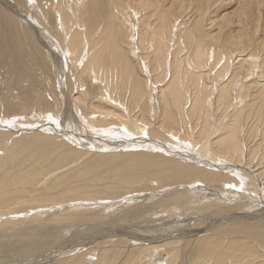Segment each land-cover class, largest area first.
<instances>
[{
  "label": "bare ground",
  "instance_id": "bare-ground-1",
  "mask_svg": "<svg viewBox=\"0 0 264 264\" xmlns=\"http://www.w3.org/2000/svg\"><path fill=\"white\" fill-rule=\"evenodd\" d=\"M15 1L0 0V3L3 4L4 8L14 11L17 15H22L19 9H22L20 7H26L24 4H27V0ZM75 1L78 7L77 10L74 9L78 16L76 19H79V22L76 24L79 25L85 22L84 24H87V26L90 25L89 28L91 27L90 30H92L96 19L98 20L96 16H98L102 8L106 6L103 5L105 4V0ZM258 1L259 2H257V0L248 1V3L250 2L248 7L244 5L243 12L239 14L238 19L240 24L238 28H240V30L241 26L243 27V25H245L246 27V25H248L249 13L247 14V11L253 10L254 12L256 5L258 8L261 6L260 3L262 0ZM180 2H182V0H174V2H172V0H124L125 6H123L125 9H130V14H142L143 11L151 12L153 9H156L155 13L159 14V22L155 21L159 23V28H157L159 29L157 30L159 33L170 24H168V14H170L169 12H171L172 7H176L177 10L175 12H180L184 9L190 10L191 7L182 6L183 3ZM188 2H190V0ZM243 2H245V0ZM251 2L254 4L253 7L255 6L254 9ZM13 3L15 5L17 3L19 9L16 8ZM35 3L40 13L42 12V14L45 15L46 24L47 22L50 23L52 21L53 23L54 21V25L51 26L52 33L54 34L53 37H55V35L58 36V38L59 35L60 38L64 35L63 39L67 37L66 40L60 39V42H63L61 43L62 47L65 48L64 54L68 55V57L71 55V58L73 56L75 59L76 56H78L76 60L77 63L79 62V66H76L78 68V72H76L78 73L79 79L76 80L77 89H75L77 94L67 96L66 105L67 107L69 106V108L65 109L66 112L64 111V115L60 117L62 120L60 124L56 122L61 127L55 128L54 135L49 133L50 128L48 132L43 131V129L45 130L47 127L42 128L43 124L40 119H38L40 123L38 121L29 120L28 116L34 111L30 109L28 100L21 95L15 84V82L18 81L15 77L24 75L23 68L20 67L24 61V49L22 46L25 43H29V41H23L24 44L21 45V39H24L26 36L19 32V30L12 31L10 27H2L0 29V54H2L3 51H8V53L13 55V59L11 58L7 61L11 72V78L6 80L8 91L6 90L7 93L5 94L0 93V108H3V111H5V117H0V264H236L237 262L239 264H241V262L244 264H264V192H262V190L260 191V198L257 197L258 202L255 207L249 203V205H245L244 202L241 201L245 200L251 203L252 200H254L253 197H256L255 194L257 195L258 193L257 189H259V187L261 189L262 186L264 189V167L260 170L261 161H257L258 163L260 162V167L255 166L256 164L258 165V163L252 162L254 158L252 159L251 156L249 157L247 155L250 158L247 157L248 161L250 160L249 162H246L247 160L242 158L245 154V150L243 149V145H245L244 139L246 138L247 140V137L245 134L246 132L242 135L239 124H237L238 115L241 113L240 111L243 105L242 102H244L242 98L245 90L248 91L255 86L254 92L252 91L253 89L251 90L252 93L257 94L256 96H259V98L261 97V100L263 99L262 101H264V74L261 75L259 72V76L256 78L257 81H254L255 78L253 80V77L257 76L255 73L256 69L260 70V67L264 64L260 63L264 61L263 57H260V55L258 56L256 52L254 53L256 55L252 53L253 50L256 51L255 49H260L264 54V37L262 36L263 39L261 35L256 37V35L260 33L259 25L253 22L255 26H253L254 29L252 32L248 31L247 28H243L241 30L242 32H238L239 34L235 33V37L233 36L234 33L231 34L234 38L224 36L222 40L217 41L221 43L226 51L229 52L232 50L230 53H234L232 54L235 56L233 61H235L237 69L241 71L242 67L244 68L247 66L249 68H247L249 70V73L247 72L249 75L246 76L245 80L243 79L246 85H243V80L240 81V79L235 76L237 75L235 73L226 80L224 79L226 76H220L221 71L224 72L226 68L234 70L232 68L234 64L232 65L230 63L232 57L230 58L229 55L231 54L228 55V58L231 60L227 59V61H224L225 63L220 69L217 67L221 65L220 61L217 62L219 57L216 58V63H214V65L212 63L213 68L209 66L208 70L207 66L210 64L208 60L204 63L203 59V63H201V58L204 57V54H207L205 49V42L209 44L207 37H212L209 35L207 36V34L205 35L204 32L205 29L202 19L205 18L204 13H206V10H204V13L200 12V17L203 14V18L196 16L199 20H196V23L192 21V24L195 23V26L193 25L194 28H192L193 26L191 27L193 33H195V42H193L195 45L192 49L193 55L189 54L192 58L186 56L188 57L186 61L189 65H195L199 71H201L203 67L209 71L208 74H206L207 79L204 82L207 83L215 79H222L220 83H217L220 84V86L216 89V94L214 93L215 90L212 91V89L216 88L214 85H207L208 87L206 85L203 86V91L207 90V94L208 90L210 91V97H205L207 98V104L204 111L202 113L200 112V114L198 113V115L195 114L196 116H193L192 121L188 119V121H191V126H194V119L198 120L195 121V127L197 126V129L193 128L194 131H192V129H184V127H181L182 124L185 125L186 123L183 119L186 115L189 116L188 112H193L192 114L195 113L194 108L196 106L195 100L197 97L192 95L190 98L184 93V86L186 84L183 85V81L189 76L186 72L184 73V71L182 72L183 76H177L176 62H173L171 67L169 66L172 68L171 71L169 68L167 69V59L171 53H167L168 48L166 47L167 50H165V53H167V56L164 59L163 51L165 48L163 44H160L157 40L159 36L157 37V35L153 33V29L150 28V36L146 34L149 37H141L142 35L139 34L141 29L139 30L137 28V30H135L136 25L132 21L127 22V19L126 28L128 32L126 29L124 31L128 33V36L124 38H127L128 50L119 46L120 43L118 44L120 38L118 34L119 31H117L119 28L115 27L117 24L114 26L111 25L110 27L113 36L110 35L109 39H107L108 42L105 41L107 45H104L102 48L98 46L100 49L94 50L93 45L90 44V40H88V42L85 41V37L88 35L87 32L83 34L79 32V28V30L77 29L78 31L72 29V23L74 21L72 22L69 14H66L65 11L63 14V6L60 0H34V4ZM124 8L122 9L124 10ZM38 9L35 8L37 11ZM196 9L197 7H195V10ZM0 10L2 14L8 12L5 9L0 8ZM197 10L199 11V8ZM257 10L258 9L255 11ZM201 11H203V9ZM60 12L62 16H59V26L65 30V33H62L63 35L59 33L60 28L57 31L58 21L56 22V20L58 18L57 14ZM253 12L250 14L251 17H254L252 16L254 14H258L257 12ZM37 13L40 14L39 12ZM95 14L98 15L94 16ZM101 14L103 13L101 12ZM123 17L124 16H122V18ZM222 17L223 16H221V18ZM236 17H238V15ZM244 17L248 19L244 20ZM13 19L12 16L11 22L15 20ZM219 19L217 21H219ZM31 21H33V19L29 20L30 25L35 28L36 33L42 36L41 41L45 44L44 41L46 40L41 31L43 29L41 28L42 26H37L34 21ZM215 21H210V23ZM22 22L24 23V21ZM244 22L245 24H243ZM118 24H120V22ZM3 26H8V20H3ZM251 26L252 25H250V27ZM98 27L100 28V25ZM209 27L213 28L214 25ZM110 28L108 29L110 30ZM106 29L103 31H107ZM166 32L163 33L167 34ZM172 32L174 33L176 31L173 30ZM235 32L237 31L235 30ZM122 33L124 34L125 32ZM160 34L161 33H159V35ZM94 35H92V37ZM105 36L107 37L106 34ZM120 36L123 37L124 35ZM90 37L91 36H89V38ZM96 37L97 36H95V38ZM86 39H88V37ZM214 39H211L212 43L216 41H214ZM121 40L123 39L121 38ZM155 40L159 42L157 45L154 44ZM145 41H148V44L153 48L154 58H156L155 62L151 59L150 63L148 61L150 58L147 56L146 52L140 51V48L141 50L144 49L142 46ZM32 42L33 41L29 44H32ZM48 44L49 42L47 39V45ZM206 47L208 50V46ZM32 52L33 49L31 50V53ZM41 57L38 58L40 59ZM209 58L210 56L207 59ZM224 58L225 57H223V59ZM259 58L263 59L260 60ZM99 61H110L111 64L113 63L115 66L113 65L114 68L112 67V69L113 71L116 70V72H113V75H117L119 77L117 78L118 80L121 75H124L123 81L126 82V80H128L130 85L129 95L128 93H122L123 95L118 93V95L115 91L111 90V87L106 89L109 84L106 82L107 79L99 81V70L95 72L98 65L100 66ZM135 62H138V65H136ZM53 63L55 64V62ZM221 63H223V61H221ZM230 64L232 67H229ZM24 69L26 70V67ZM217 69L218 71H216ZM106 70L107 73L111 71L110 68ZM212 71L216 72L213 73ZM25 73L24 77L27 79L29 72L27 74V71H25ZM83 77H86L89 81L95 80L96 82L92 81L93 84L96 85L89 83L90 86L92 85V91H89V93L84 92L86 88L83 90V86L86 83ZM108 82H110V79ZM117 83L115 86H117ZM124 84L126 83H122L121 85L124 86ZM210 84L212 85V82H210ZM252 84L254 85L251 86ZM111 86L113 87L112 84ZM14 89L17 90L16 93H14ZM227 89L231 92L230 96L232 98L229 103H232L230 108L234 109V115L231 116L230 119L227 118L226 123L223 122L224 119L222 118H220V120L222 119V124L221 121H217V123L216 121L213 122L214 127L217 125L216 129H213V132L208 134L207 132L212 127V125H210L212 123L210 116H208L209 110L212 105L214 107L213 109L216 110V114H218L217 111L222 110L224 107L222 101L227 97L225 95ZM125 91L127 92V90ZM246 91V94L249 93ZM86 94H88L89 98L92 97L91 102L87 104H85L87 101H84ZM249 95L250 94H248V96ZM16 99L19 103L15 101ZM83 104L85 105L82 106ZM129 104H131L132 107L134 106L133 109ZM197 106H199V104H197ZM145 107L149 108V112L156 109L154 120L148 125L143 123L145 122L144 120H140V117L143 116H141L142 108ZM80 108H82V111H80ZM45 112L48 113V111ZM221 112L223 113L225 111ZM40 113H42V111H38L37 114ZM242 113H244V111ZM64 116L66 117L64 118ZM11 118H17L19 121L15 123L11 122ZM20 118L25 121L21 122L22 119ZM48 118L49 121L51 120L53 123H55L56 120L59 121V117L57 119L54 117L56 119L55 121L52 120L54 119L53 117ZM114 125L119 127L116 134H114L115 130L110 132L106 130ZM185 127L187 126L185 125ZM197 131L199 132V136L195 134ZM73 144L74 146H72ZM261 145L264 146V141ZM248 150L249 147L246 151ZM254 151L255 149L252 152ZM262 162H264V160ZM251 163L254 164V168ZM249 165H251V167H249ZM238 173L243 177L250 176L254 182L252 184L249 180H243L244 178L241 179V184L240 181H236L240 184L238 186H242L246 189H240L239 191L237 190V192L232 191L230 193L225 188L235 183L234 177L236 176L234 174L237 175ZM227 189H229V187H227ZM233 189L235 188L233 187ZM27 190L31 192V195L28 194L24 196ZM219 193H221V195ZM222 195L228 202L218 204L220 202L216 199ZM125 197L126 199L127 197L131 198L125 200L124 205V203L120 202ZM254 201H256V199ZM92 204L96 206L102 204L105 210H111L113 214L115 213L114 216L111 215V217L101 220L100 222L103 226L108 227L109 225L111 231L117 230L116 227H118V230L120 228L123 229V227L131 229V227L136 225L137 227H147L146 229L148 230H146L145 234H143L144 232L141 233L138 231L137 233L131 234L132 238L149 242H160L161 240L165 242L155 245H145L141 241L135 243L128 241L129 239L126 240V242L122 241L117 243H114L113 240V242L110 240L107 241V239L102 240V238L91 241L96 234L94 230L97 229L93 228L88 232L92 233V235L91 238H86L88 239L86 243L82 242L83 239L81 242L75 241L77 243L70 241L67 247L65 246V248L62 247L60 249L61 246L66 245V243L61 242L58 244L59 246L55 248L53 246V248L47 251H42L46 249L48 245L46 243L50 241L49 239L47 240V237L59 235V232H61L63 228V224L75 225L77 223L80 225L82 222H90V218L88 219V216L85 215L86 213L79 209L82 207H90ZM126 205L136 206L135 208L132 206V208L128 209ZM124 207L128 210L121 211ZM112 210L117 211L113 212ZM46 211H49V213H45ZM233 212L234 214H232ZM228 214L232 215L227 216ZM98 217L100 218L99 215ZM238 220L245 222L239 224L237 223ZM224 223L225 225L226 223H232V226L229 224V226H222ZM213 227L215 228L211 231ZM76 228H78V226ZM82 228H84V226ZM134 228L133 230L136 229ZM77 230L78 229H76V232ZM85 232H87V230H85ZM67 233L68 232H66V234ZM81 233L83 234L84 231H80L79 237H81ZM111 233H113V231ZM172 235H180L181 237L191 236L195 238L185 239V241L180 240L181 238H179L178 241L176 239L170 240ZM33 236L35 237L31 239ZM73 236L75 235L73 234ZM106 236H108V234ZM66 237L64 236L63 239ZM55 239L59 240L57 238ZM29 240L31 241V245H26ZM88 243H92L93 245ZM17 244H22L19 245L18 248L23 251L18 252L17 248L16 250L13 249ZM83 247L87 249L83 251ZM80 251L83 252L79 253ZM261 252L263 253L258 255ZM18 253L21 256L18 255ZM254 254L255 256L253 257ZM87 255L88 257L95 256V258H92L94 260H89L86 257Z\"/></svg>",
  "mask_w": 264,
  "mask_h": 264
},
{
  "label": "rangeland",
  "instance_id": "rangeland-1",
  "mask_svg": "<svg viewBox=\"0 0 264 264\" xmlns=\"http://www.w3.org/2000/svg\"><path fill=\"white\" fill-rule=\"evenodd\" d=\"M13 1H15V0H13ZM28 1V2H27ZM26 1V3L27 4H24V5H26V7H20V8H22V9H19L18 8V4L16 3V5L14 4V6L16 7V8H18L19 10H20V12H22V15H24V16H22L21 14H19V15H17L14 11H11V10H9V9H7V8H4L3 7V4H1L0 3V8L1 9H5L6 11H8V12H6L5 14H2V13H0V29L2 28V27H7V28H11L12 29V31L13 30H19V32H21L22 34H24L26 37V39L24 38V39H21V45L22 44H24V42H28L29 41V43H31V41H33L32 42V44H29V43H25L22 47H23V52H24V56H23V64L25 63V64H27V65H25L24 64V66H23V64H22V62H21V64L22 65H20V67L21 68H23V71H24V75H21V76H16L15 78L16 79H18V81H16L15 82V84H16V87H17V90L21 93V95H23L27 100H28V104H29V107H30V109H33V111L34 112H32L28 117H29V120H32V121H38L39 123H40V120H41V123L43 124V126H42V128L43 127H47L45 130L43 129V131L44 132H48L49 130V133L50 134H55V128L57 129V128H60L61 126L59 125L60 124V122L62 121L61 120V116L62 115H64L63 113H65L66 112V110L65 109H67V108H69V106L67 107V96H69V95H76L77 94V91L75 92V89H77V84H76V80L77 79H79V77H78V71H77V67L79 66V62L77 63V60L76 59H78V56H76V59L75 58H73V56H72V58H71V55L68 57V55H66V54H64L65 53V48L64 47H62V44L61 43H63V42H60V39H63L64 37V35L62 34L63 32L65 33V30H63L62 28H61V26H59V21H60V18H59V16H62V13L60 12V13H58L57 14V17L59 18H57V20H56V22L58 21V28H57V31H58V29L60 28V34L61 35H63L61 38H60V35H59V38H58V36H56L55 35V37H53L54 36V34L52 33V30H51V26H53L54 25V21H53V23H52V21L50 22V23H48L47 22V24H46V20H45V15L44 14H42V12L40 13V11H39V9H38V6H36V3L34 4V0H27ZM61 1V5L63 6V14H64V11H65V13L66 14H69V16H70V18H71V20H72V22L74 23H72V29H75V30H77L78 28L80 29H78L79 30V32L80 33H86L87 32V34L88 35H86V37H85V41H87L88 42V40H90V44L91 45H93V49L94 50H99L100 48H102V47H104V45H107V42H108V40L107 39H109V36L111 35V36H113V34L111 33V25H116L115 27L117 28H119V30H117V31H119L118 32V34H119V38H120V41L118 42V44H119V46H122L124 49H126V50H128V43H127V38L125 39L124 37H127L128 36V31H127V26H126V21H127V19H128V21L127 22H130V21H132L135 25H136V27H135V30H137V28L141 31V33H140V31H139V34H141L142 36L141 37H143V36H145V37H147L150 33H151V29H153L152 31H153V33L154 34H156L157 35V40L160 42V44L162 43L163 44V47L165 48L164 49V51H163V56H164V59L166 58V54L167 53H171L170 55H169V58L167 59V69L169 68V70L171 71L172 70V68H170L171 66H172V64H173V62H176V64H177V70H176V73H177V76H183V71H184V73L186 72V74H188V78L187 79H185V81H183V85H185L184 86V89L186 90H184V93H186V95L188 96V97H190L191 98V96L192 95H194V96H196L197 98H196V100H195V103H196V106H195V108H194V114H192L191 112H188V115L189 116H185L184 117V119H183V121H185L186 123H185V125L187 126V127H185V125H181V127H184V129H186V128H188V129H192V131H194V129H197L196 127H195V125H196V122L195 121H198V120H196V119H194V123H193V125L194 126H191V121L193 120V116H196V115H198V113L200 114V112L202 113L203 111H204V108H206V99L207 98H205L206 96L207 97H210V91L208 90V94H207V90H204L203 91V86H213L214 85V87H216L215 89H212V91L213 90H215V94L217 93L216 91V89L217 88H219V86H220V84H217V83H220V81H222V79H215L214 81H208L207 83L206 82H204L206 79H207V75L206 74H208V72L209 71H207L208 70V67L210 66V67H212V63H213V65H214V63H216V58H218L217 59V62L218 61H220V64L221 65H218L217 67H218V69H220V67L221 66H223L224 65V61H227V59L229 60L231 57V61H230V63L233 65V67H232V65L230 64V66L229 67H232L234 70H231V68H230V70H229V68H226L227 69V71H226V69H224V72L223 71H221V74H220V76H226L224 79L226 80L227 78H230V76L233 74V73H235V74H237V75H235L236 77H238V79H240V81L241 80H245V78H246V76L247 75H249L248 73H249V68L247 67V66H245L244 68L242 67V69H241V71H240V69H237V66L235 65V61H233L235 58V56L234 55H232V54H234L233 52L232 53H230L231 51H226L224 48H223V46L221 45V43H218L217 41H220V40H222L223 38H224V36H230V37H232V38H234L236 35H235V33H237V34H239L240 33V31L243 29V28H247L248 29V31H253V29H254V27L253 26H255V22H256V24L257 25H259V32L260 33H258L257 35H256V37L257 36H259V35H261V37L263 36L264 37V0H262V2L260 3V7L258 8V6L256 5V2H255V5H256V8H255V10L256 9H258L257 11H255L254 10V12H253V10L252 11H250V10H248L247 11V14L249 13V15H248V18H246V17H244V20H249V21H247L248 22V25H246V27H245V25H243V27L241 26V30H240V28H238L239 26L238 25H240L239 24V14H241L242 12H243V8H244V5H246L247 7H248V5L250 4V2L248 3V1H256V0H245V2H243L244 0H190V2H188L189 0H182V2H180V3H183L182 4V6H185V7H188V8H193V9H191L190 8V10L188 9H184L183 11H180L179 10V8H178V10L180 11V12H175L177 9H176V7H172V9H171V12H169L170 14H168V19H169V22H168V24L170 23L171 24V27H170V24L169 25H167L166 26V28H164V30L163 31H161V32H159V33H161L160 35H159V33L157 32V30H159V29H157V28H159V20H158V18H159V14H156L155 12H156V9H153L151 12L150 11H143L142 12V14H130L129 13V11H130V9H125L124 8V6H125V4H124V0H105V4H103V5H106V6H104L103 8H102V10L100 11V13H99V15L101 14V12L103 13V14H101L100 16L98 15V14H95L94 16H96V15H98V16H96L97 18H98V20L96 19V22H95V24L93 25V28H92V30H90L91 29V27L89 28V26H87V24H84L83 22L81 23V24H76L77 22H79V19L77 20L76 18L78 17L77 16V13H76V11L74 10V9H76L77 10V5L75 4L76 3V1L75 0H67V2H66V0H60ZM64 1V2H63ZM69 1V2H68ZM104 1V0H103ZM181 1V0H180ZM197 4H195L194 2ZM198 1H201V2H198ZM241 1V2H240ZM261 1V0H260ZM16 2V1H15ZM172 2H174V0H172ZM186 2V3H185ZM192 2H193V4H192ZM257 2H259L258 0H257ZM64 3V4H63ZM74 3V4H73ZM104 3V2H103ZM201 3H204V4H201ZM243 3V4H242ZM246 3H248V4H246ZM252 3V2H251ZM262 3H263V5H262ZM31 4H32V6H31ZM35 6H34V5ZM188 4V5H187ZM240 4V5H239ZM117 5V6H116ZM124 5V6H123ZM191 5H193V6H191ZM243 5V6H242ZM253 3H252V7H253ZM258 5H259V3H258ZM201 8H200V7ZM245 6V7H246ZM113 7V8H112ZM195 7H197V9L199 8V11L196 9L195 10ZM247 7H246V10H247ZM255 7V6H254ZM254 7H253V9H254ZM35 8L36 9H38V11L37 10H35ZM105 8V9H104ZM122 8H124V10L122 9ZM71 9H73V10H71ZM203 9V11H201ZM66 10H69V11H66ZM204 10H206V13H204L205 11ZM36 13H35V12ZM126 11V12H125ZM0 12H2L1 10H0ZM37 12H39L40 14H38ZM125 12V13H124ZM134 12V11H133ZM194 12H196V13H198V14H196V13H194ZM203 12L204 13V17L205 18H203L202 16H203V14L201 15V17L203 18L202 19V21H203V27H204V32H205V35L207 34V36L209 35V36H212V37H207V41L209 42V44H207V42H205V49H206V53L207 54H209V55H207V54H204V57L203 58H201L202 60H200L201 61V63H203V59H204V63H206L207 62V60H208V63H210L208 66H207V70L203 67H201L200 69H201V71H199L198 70V68L195 66V65H189L188 64V62L186 61L187 59H188V57L190 56V58H192V56L191 55H193V52H192V49H193V47H194V45H195V43H193V42H195V40H194V35H195V33H193V30L191 29V27L194 25L195 26V23L199 20V18L197 19V17H200V14ZM251 12H253V13H258V14H254V15H252V16H254V17H251L250 16V14H252ZM12 13V14H11ZM15 13V14H14ZM72 13H74V14H72ZM113 15H112V14ZM116 13V14H115ZM183 13V14H182ZM189 13V14H188ZM42 14V15H41ZM156 14V15H155ZM234 14H235V16H234ZM116 15H118V16H116ZM135 15V16H134ZM238 15V17H236ZM12 16H13V18L15 19H13L14 21H12L11 22V20H12ZM26 16V17H25ZM43 16V17H42ZM106 16V17H105ZM122 16H124L123 18H122ZM133 16V17H132ZM155 16V17H154ZM157 16V17H156ZM183 16V17H182ZM197 16V17H196ZM221 16H223L222 18H221ZM225 16V17H224ZM250 16V17H249ZM20 17V18H19ZM105 17V18H104ZM112 17V18H111ZM200 17V18H201ZM114 18V19H113ZM120 18H122V19H120ZM130 18V19H129ZM141 18V19H140ZM220 18V19H219ZM251 18V19H250ZM260 18V19H259ZM24 19V20H23ZM33 19V21L35 22V25H37V26H42L41 28H43L41 31H42V34H43V36L45 37V40L46 41H44L45 42V44L41 41V39H42V36L41 35H39L38 33H36V30H35V28H33L31 25H30V22H29V20H32ZM38 19V20H37ZM118 20V22H117V20ZM120 19V20H119ZM147 19V20H146ZM183 19H185V20H183ZM206 19V20H205ZM219 19V21H217ZM243 19V18H242ZM256 19H257V21H256ZM3 20H8V26H3ZM110 20V21H109ZM114 22H113V21ZM158 21V22H156V21ZM197 20V21H196ZM201 20V19H200ZM216 20V21H215ZM223 20V21H222ZM252 20V21H251ZM255 20V21H254ZM22 21H24V23L22 22ZM33 21H31V22H33ZM37 21V22H36ZM124 21H125V23H124ZM143 21V22H142ZM185 21H186V23H185ZM192 21L193 22H195V23H193L192 24ZM206 23H205V22ZM210 21H215V22H211L210 23ZM228 21H229V23H228ZM260 21V22H259ZM11 22V23H10ZM21 22V23H20ZM43 22V23H42ZM116 22V23H115ZM120 22V24H118ZM123 22V23H122ZM172 22V23H171ZM247 22H246V24H247ZM252 22V23H251ZM254 22V23H253ZM94 23V22H93ZM97 23V24H96ZM111 23V24H110ZM115 23V24H114ZM151 23V24H150ZM156 23H158V24H156ZM178 23V24H177ZM210 24V25H208V24ZM125 26H124V25ZM207 26H206V25ZM243 24H245V22L243 23ZM252 25L251 27H250V25ZM50 25V26H49ZM97 27H96V26ZM100 25V28L98 27ZM123 25V26H122ZM211 25H214V27L213 28H210L209 26H211ZM77 26H79V27H77ZM95 26V27H94ZM104 26V27H103ZM106 26V27H105ZM121 26V27H120ZM156 26V27H155ZM194 26L192 27V28H194ZM247 26H249V27H247ZM46 27H49V28H46ZM74 27V28H73ZM183 27V28H182ZM202 27V28H203ZM228 27V28H227ZM229 27H231V28H229ZM261 27V28H260ZM95 28V29H94ZM107 28V29H106ZM108 28H110V30L108 29ZM145 28V29H144ZM148 28V29H147ZM151 28V29H150ZM170 28V29H169ZM180 30H178V29ZM40 29V28H39ZM89 29V30H88ZM99 29H100V31H99ZM107 30V31H103V30ZM121 29V30H120ZM126 29V31H124ZM172 29V30H171ZM191 29V30H190ZM218 29V30H217ZM220 29V30H219ZM21 30V31H20ZM77 30V31H78ZM98 31V33H97V31ZM102 30V31H101ZM144 30V31H143ZM166 30H167V32H166ZM171 30V31H170ZM176 31V32H172V31ZM206 30H207V32H206ZM209 30V31H208ZM235 30L237 31V32H235ZM91 33H90V32ZM94 31H96V32H94ZM155 31H156V33H155ZM177 31H178V34H177ZM220 31H223V32H220ZM231 31V32H230ZM24 32V33H23ZM27 32V33H26ZM48 32H50V33H48ZM102 34H101V33ZM106 32V33H105ZM121 32V33H120ZM122 32H125L124 34L122 33ZM166 32L167 34H164V33ZM211 32H214V33H211ZM217 32H218V34H217ZM239 32V33H238ZM242 32V31H241ZM103 33H105L106 35H107V37L105 36V34H103ZM108 33V34H107ZM170 33V34H169ZM186 33V34H185ZM220 33H221V35H220ZM232 33H234L233 34V36L231 35ZM50 34V35H49ZM90 34V35H89ZM95 34V35H94ZM97 34V35H96ZM102 36H101V35ZM146 34H148V35H146ZM163 34H164V36H163ZM173 34H174V36H173ZM189 34V35H188ZM212 34V35H211ZM224 34H226V35H224ZM263 34V35H262ZM92 35H94L93 37H92ZM99 35V36H98ZM120 35H124L123 37H121ZM253 35V34H252ZM29 36H31V37H29ZM52 36V37H51ZM89 36H91L90 38H89ZM95 36H97L96 38H95ZM150 36V35H149ZM148 36V37H149ZM176 36V37H175ZM193 36V37H192ZM221 36V37H220ZM29 37V38H28ZM88 37V39H86ZM99 37H101V38H99ZM191 37V38H190ZM214 37H215V39H214ZM263 37H262V39H263ZM48 39V42H49V44L47 45V39ZM66 38L67 37H65V39H63V40H66ZM104 38V39H103ZM121 38L123 39V40H121ZM160 38V39H159ZM214 39V41L215 42H213L212 43V41H211V39ZM219 38V39H218ZM27 39H29V40H27ZM31 39V40H30ZM92 39V40H91ZM144 39V38H143ZM173 39V40H172ZM175 39V40H174ZM193 39V40H192ZM44 40V39H43ZM102 40V41H101ZM157 40H155V42H154V44L155 45H157V43H159ZM24 41V42H23ZM62 41V40H61ZM100 41V42H99ZM105 41H107V42H104ZM121 41H122V43H121ZM190 41V42H189ZM58 42V43H57ZM95 42V43H94ZM123 42H124V44H123ZM210 42H211V44L213 45H211L210 44ZM217 42V43H216ZM33 43H34V45H33ZM146 43V44H145ZM145 43H144V45L142 46L144 49H142L141 50V48H140V51L141 52H146V54H147V56L150 58V60H148L150 63H151V59H153L154 60V62H155V59L156 58H154L155 56H154V54H153V48L148 44V41H145ZM191 45H190V44ZM29 44V45H28ZM52 46H51V45ZM98 44V45H97ZM183 44H185V45H183ZM27 45V46H26ZM91 45H90V47H91ZM124 45V46H123ZM190 45V46H189ZM210 45H211V47H210ZM29 46H30V49H29ZM100 48H99V47ZM206 46H208V50H207V47ZM27 47V48H26ZM39 47V48H38ZM53 47V48H52ZM168 48V50H167V48ZM211 49H210V48ZM35 48H36V50H35ZM37 48H38V50H37ZM88 48V47H87ZM262 48V47H261ZM33 49V54L31 53V50ZM215 49V50H214ZM26 50H27V52H26ZM35 50V51H34ZM145 50V51H144ZM165 50H167L168 52L167 53H165ZM174 50V51H173ZM191 50V51H190ZM213 50H214V52H213ZM253 50V49H252ZM256 51H252V53L254 54L255 52H256V54H258V56L260 55V57H263L264 58V54H263V52H261V50L260 49H255ZM259 50H260V52H259ZM28 51H30V52H28ZM139 51V52H140ZM190 53H189V52ZM218 51V52H217ZM222 51H224V52H222ZM36 52H37V54H36ZM39 52V53H38ZM58 52V53H57ZM179 52V53H178ZM219 52H221V53H219ZM226 52H227V55H226ZM28 53V54H27ZM30 53V54H29ZM35 53V54H34ZM51 53V54H50ZM174 53H176V54H174ZM218 53H219V56H218ZM262 53V54H261ZM32 54V55H31ZM57 54V55H56ZM165 54V55H164ZM189 54H191V55H189ZM214 54H216V55H214ZM229 54H231V55H229ZM256 54H254V55H256ZM34 55H35V58H34ZM40 55V56H39ZM43 55V56H42ZM54 55V56H53ZM174 55V56H173ZM183 55H185V56H183ZM224 55V56H223ZM228 55L230 56V58H228ZM42 56V57H41ZM57 56V57H56ZM176 56H177V58H176ZM186 56H188V57H186ZM210 56V60L209 59H207L208 57ZM38 57H41L40 59L38 58ZM68 57V58H67ZM221 57V58H220ZM223 57H225L224 59H223ZM0 58H1V63H0V93H2V94H5V93H7L6 92V90L8 89V85H7V81L6 80H9L11 77H10V69H9V66H8V64H7V61L9 60V59H13V55L12 54H10V53H8V51H3L2 52V54H0ZM38 58V59H37ZM45 58V59H44ZM58 58V59H57ZM263 58H261V59H263ZM35 59V60H34ZM169 59H171V60H169ZM181 59V60H180ZM213 59V60H212ZM226 59V60H225ZM260 59V58H259ZM260 59V60H261ZM43 60V61H42ZM74 60H76V61H74ZM39 61H41V62H39ZM74 61V62H73ZM135 61V60H134ZM165 61V60H164ZM215 61V62H214ZM221 61H223V63H221ZM37 62V63H36ZM53 62H55V64L53 63ZM72 62V63H71ZM100 63V66L98 65V69L96 68L95 69V72H97L96 70H99L98 72H99V81H104V80H106V82L107 83H109L108 84V88H106V89H109L110 87L112 88L111 90H113V91H115L116 92V94H118V93H128V95L130 94L129 93V82H128V80H126V82L125 81H123L124 80V75H121L120 76V79L118 80L117 78H119L117 75H113V72H116V70H114L113 71V69H112V67L114 68V64L112 63H110V61H99ZM260 62V61H259ZM138 63V62H137ZM136 62H135V64L136 65H138ZM152 63H153V61H152ZM182 63V64H181ZM261 64L262 63H264V61H261L260 62ZM53 64V65H52ZM69 64V65H68ZM105 64H106V68H105ZM110 64V65H109ZM249 64H250V62H249ZM75 67H74V66ZM102 65V66H101ZM109 65V66H108ZM114 65V66H113ZM180 65V66H179ZM263 66H264V64H262ZM29 66V67H28ZM70 66V67H69ZM77 66V67H76ZM170 66V67H169ZM196 67V69H195V67ZM235 66H236V68H235ZM262 66V67H263ZM26 67V70L24 69ZM62 67V68H61ZM73 67H74V70H73ZM138 67V66H137ZM262 67H260V70H258V69H256V71H255V73H256V77H253V80H254V78H255V80L254 81H257V77L259 76L258 75V73L259 74H261V75H263L264 74V71H262V70H264V67L262 68ZM107 68H110L111 69V71L110 72H108L107 73ZM188 68V69H187ZM213 68V67H212ZM212 68H211V70H212ZM248 68V69H247ZM204 69V70H203ZM218 69L216 70V71H218ZM236 69V70H235ZM237 70H239V71H237ZM25 71H27V74H28V72H29V74L27 75V79H25ZM73 71V72H72ZM77 71V72H76ZM104 71V72H103ZM109 71V70H108ZM199 71V72H198ZM216 71H212L213 73H215ZM229 71V72H228ZM258 71V72H257ZM261 71H262V73H261ZM94 72V73H95ZM102 72V73H101ZM248 72V73H247ZM111 73V74H110ZM212 73V74H213ZM239 73V74H238ZM81 74V73H80ZM96 74V73H95ZM122 74V73H121ZM242 74V75H241ZM246 74V75H245ZM101 75V76H100ZM109 75V76H108ZM161 75V74H160ZM159 75V76H160ZM239 75V76H238ZM158 76V75H157ZM190 76H191V78H190ZM205 76V77H204ZM6 77V78H5ZM103 77V78H102ZM108 77V78H107ZM242 77V78H241ZM244 77V78H243ZM76 78V79H75ZM83 78H85V84H84V88H83V90H84V92H88L89 93V91H92V85H96V84H93V82L92 81H94L95 82V80H92V81H89L86 77H83ZM114 78V79H113ZM212 78H214V77H212ZM109 79H110V82H108L109 81ZM158 79H161V78H158ZM194 79V80H193ZM69 80H71V81H69ZM244 80L242 81V83L244 82ZM74 82V83H73ZM112 82V83H111ZM118 82V83H117ZM210 82H212V85L210 84ZM89 83L90 84H92L91 86L89 85ZM96 83V82H95ZM116 83H117V86H115L116 85ZM122 83H126V84H124V86L123 85H121ZM73 84H74V86H73ZM111 84L113 85V87L111 86ZM224 84H226V83H224ZM248 84V83H247ZM67 85V86H66ZM243 85H246V83L244 82L243 83ZM254 84H252L251 86H253ZM256 85V84H255ZM64 86H65V88H64ZM126 86V87H125ZM187 86V87H186ZM189 86V87H188ZM201 86V87H200ZM207 86V87H208ZM117 87V88H116ZM213 87V88H214ZM200 88V89H199ZM229 88V87H228ZM63 89V90H62ZM253 89V90H252ZM254 89H255V86H253L252 88H250L248 91H246V92H249V93H245V91H244V96H243V101L244 102H242L243 103V105H242V109H241V113H239V115H238V120H237V124H239V127H240V131H241V133H242V135L245 133L246 134V137H247V140H246V138L244 139L245 140V145H243V149L245 150H243L244 151V157H242L243 159H246L247 161L246 162H249L248 161V159H247V157L249 156H251L252 157V162L254 161V163L256 162V163H258L257 161H261V167H260V162L258 163V165L256 164L255 166H259L260 167V170H262V168L264 167V162H262L263 160H264V146L263 145H261V144H263V141H264V101H262L261 100V97L259 98V96H256L257 94H254V93H252V91L254 92ZM15 90V92L14 93H16L17 92V90L16 89H14ZM71 90H72V92H71ZM125 90H127V92L125 91ZM252 90V91H251ZM8 91V90H7ZM74 91V92H73ZM95 91H97V90H95ZM119 91V92H118ZM121 91V92H120ZM68 92V93H67ZM72 93V94H71ZM252 93V94H251ZM68 94V95H67ZM248 94H250L249 96H248ZM119 95V94H118ZM123 95V94H122ZM186 95H185V98H186ZM227 97H226V99L224 100V101H222L223 102V105H224V107L222 108V110L221 111H225V112H221V111H217V113L218 114H216V110H214L213 108V105L211 106V108H212V110H213V112H212V110H211V108H210V112H209V114H208V116H210V119H211V122L213 123V122H215L216 121V123H217V121H221V124L223 123V122H227L226 121V119L227 118H229L230 119V117L231 116H233L234 114H233V108L231 109L230 108V105H232V103H229V102H231V92H230V90L228 91V89H227V93L225 94ZM4 96V95H3ZM121 96V95H120ZM16 97V96H15ZM88 97V98H87ZM17 98V97H16ZM92 98V97H91ZM91 98H89V96H88V94H86V96H85V98H84V101L86 100L87 102L85 103V104H87V103H89V102H91ZM245 98V99H244ZM88 99V100H87ZM90 99V100H89ZM205 99V100H204ZM258 99V100H257ZM17 103H19V101L16 99L15 100ZM14 101V102H15ZM226 101V102H225ZM261 101V102H260ZM66 102V103H65ZM130 102V101H129ZM246 102V103H245ZM257 102V103H256ZM229 103V104H228ZM45 104V105H44ZM49 106H48V105ZM85 104H83L82 106H84ZM197 104H199V106H197ZM205 104V105H204ZM227 104V105H226ZM130 106H131V104H129ZM222 105V106H223ZM246 105V106H245ZM47 106V107H46ZM58 106H60V107H58ZM221 106V107H222ZM229 106V107H228ZM248 106V107H247ZM44 107H46V108H44ZM86 107V106H85ZM91 107V106H90ZM132 107V106H131ZM134 107V106H133ZM133 107H132V109H133ZM189 107V106H188ZM229 109H228V108ZM225 108H227V109H225ZM46 109V110H45ZM148 109V110H147ZM203 109V110H202ZM215 109H216V107H215ZM147 110V111H146ZM38 111H42V113H40V114H37L38 113ZM45 111H48V113L47 112H45ZM65 111V112H64ZM80 111H82V108H80ZM146 111V112H145ZM150 110H149V108L147 107H145V108H142V113H141V116L142 117H140V120H144L145 122H143L144 124H146V125H148V124H150V123H152V121L154 120V113L156 112V109H153L152 110V112H149ZM244 111V113H242ZM149 112V113H148ZM221 112V113H220ZM245 112H247V113H245ZM259 112V113H258ZM44 113V114H43ZM148 113V114H147ZM191 113V114H190ZM215 113V114H214ZM196 114V115H195ZM211 114H213V115H211ZM223 114V115H222ZM241 114V115H240ZM244 114H246V115H244ZM5 115V111H3V108H0V117H5L4 116ZM28 115V114H27ZM39 115V116H38ZM224 116V117H222V116ZM225 115H226V117H225ZM228 115H230V116H228ZM254 115V116H253ZM191 116V117H190ZM214 116V117H213ZM221 116V117H220ZM228 116V117H227ZM245 116H246V118H245ZM48 117H55L56 119L59 117V121H57L55 118L54 119H52V120H56L55 121V123H53L51 120L49 121V118ZM66 116H64V118H65ZM245 119H244V118ZM251 117V118H250ZM151 118V119H150ZM187 118V119H186ZM192 118V119H191ZM218 118V119H217ZM220 118H222V119H224L223 120V122H222V119L220 120ZM17 118H11V122H18L19 121V119H17ZM20 119H22V118H20ZM38 119H40V120H38ZM188 119H190L191 121H188ZM228 119V120H229ZM213 120V121H212ZM245 120V121H244ZM25 121V120H24ZM23 121V119L21 120V122H24ZM46 121V122H45ZM243 121V122H242ZM56 122H58V123H56ZM239 122V123H238ZM188 123V124H187ZM210 124V125H212V127H211V129L207 132L208 134H211V132H213L212 130L214 129H216V126L214 127L213 125H214V123L213 124ZM218 123H220V122H218ZM224 123V124H225ZM248 123V124H247ZM45 124V125H44ZM49 124V125H48ZM246 124V125H245ZM254 124V125H253ZM55 125V126H54ZM253 125V126H252ZM57 126V127H56ZM50 128V129H49ZM110 128V129H109ZM109 128H107L106 130H108V132H110V131H112V130H115L114 131V134H116L117 132H118V129H119V127H117V126H113V127H109ZM194 128V129H193ZM49 129V130H48ZM53 129V130H52ZM258 129H260V130H258ZM38 130V129H37ZM47 130V131H46ZM244 130V131H243ZM117 131V132H116ZM23 132H25V131H23ZM27 132H29V131H27ZM261 133H262V135H261ZM121 134H123V133H121ZM195 134H198V136H199V132L197 131V133H195ZM194 134V135H195ZM258 135V136H257ZM114 136H117V135H114ZM196 136V135H195ZM135 137H136V135H135ZM137 137H139V136H137ZM176 137V136H175ZM177 138V137H176ZM249 138V139H248ZM253 140V141H252ZM251 141V142H250ZM246 142H247V144H246ZM261 144H260V143ZM63 143V142H62ZM65 143V142H64ZM71 144V143H70ZM253 144V145H252ZM190 145H191V143H190ZM259 145V146H258ZM72 146H74V144L72 145ZM256 146V147H255ZM69 147H71V146H69ZM245 147V148H244ZM249 147V150L248 151H246L247 150V148ZM255 147V148H254ZM71 148H73V147H71ZM260 148V149H259ZM255 149V151L254 152H252L253 150ZM258 149V150H257ZM252 150V151H251ZM252 154H253V156H252ZM260 154V155H259ZM248 155V156H247ZM235 157V156H234ZM248 157V158H249ZM256 157V158H255ZM250 159V158H249ZM263 159V160H262ZM256 160V161H255ZM187 163V162H186ZM245 164V163H244ZM251 165H252V167L254 168L255 166H254V164L253 163H251ZM251 165H249V167H251ZM22 167V166H21ZM25 167H27V166H25ZM27 169V168H26ZM264 169V168H263ZM236 177H234V179H235V183H236V185H235V183H232L231 185H229V186H227V185H225V186H227V187H229V189H227V187L225 188L228 192H232V191H235V192H237V190L239 191L240 189H243V190H245L246 188H244V187H242V186H238V185H240L241 184V179H243V180H249V181H251V183L253 184V182H254V180L253 179H251L250 178V176L248 177V176H246V177H243L241 174H234ZM240 176V177H239ZM238 177V178H237ZM248 178H250V179H248ZM89 180V179H88ZM236 181H240V184L238 183V182H236ZM233 185V186H232ZM236 186V187H235ZM231 187V188H230ZM233 187L236 189H233ZM263 187V186H262ZM261 187V189H260V187H259V189H257L258 190V193H257V195L255 194V198L253 197V199L255 200L256 199V201H254V200H252V202L250 203V202H248V201H245V200H241V201H243L244 202V204L246 205H252L253 207H255L256 205H257V202H258V198L257 197H259L260 198V191L262 190V192H264L263 190V188ZM221 193H222V190H221ZM221 193H219L220 195H221ZM31 195V192H29L28 190L27 191H25V193H24V196H26V195ZM234 196V195H233ZM223 195L222 196H220V197H218L216 200H218L220 203H218V204H221V203H226V202H228L227 201V199L225 200V197H224V199H223ZM131 197H127V199H130ZM221 198V199H220ZM126 199V197L125 198H123V200L120 202V203H124V201L125 200H127ZM194 199H196V198H194ZM221 201H220V200ZM230 200H232V199H230ZM157 201V200H156ZM231 202V201H230ZM230 202H229V204H230ZM236 203V202H235ZM249 203V204H248ZM127 204V203H126ZM22 205V204H21ZM124 205H125V203H124ZM223 205V204H222ZM259 205V204H258ZM18 206V205H17ZM104 205H102V204H99V205H90V207H82V208H80L79 210L81 211V210H83V212H85L86 214V216H88V219L90 220V222L89 221H87V223L86 222H82V224L80 223V225L79 224H63L62 225V230H61V232H59V235H56V236H51V237H47V240L49 239L50 241L48 242V243H46V244H48L47 246H46V249H43L42 251H47L48 249H51V248H53V246H54V248L56 247V246H59L58 244H60L61 242H64V243H66V245H64V246H61L60 247V249L62 248V247H64L65 248V246L67 247L68 246V243L70 242V241H73V242H75V241H77V242H81L82 241V239H83V243H86V241L88 242V239L89 238H91V235H92V233H88L89 232V230L90 229H93V228H97V229H95L94 231H95V236H93V238L91 239V241H93V240H98L99 238L101 239L102 238V240H106L107 239V241L108 240H110V241H114V243H117V242H126V240H128V241H132V242H137V243H139V241H141L143 244H145V245H155V244H160V243H164L165 241L163 240H161L160 242H157V241H153V242H149V241H146V240H135L134 238H132V235L131 234H133V233H137L138 231L139 232H141V233H143V234H145L146 233V230H148V229H146L147 227H137V225L136 226H134V227H131V229L130 228H128V227H123V229L122 228H120L119 230H118V227H116L117 228V230H112L113 231V233H111L112 231H111V229H110V227H109V225H108V227L107 226H103V225H101L100 224V222H101V220H104V219H106V218H109V217H111V215L112 216H114V214L111 212V210H105L104 209V207H103ZM133 206V208H135V206L136 205H132ZM132 206H127L126 205V207L129 209V208H132ZM94 207H95V210H94ZM84 208V209H83ZM91 208V209H90ZM98 208V209H97ZM127 208H123L121 211H127L128 209ZM89 209V210H88ZM85 210V211H84ZM91 210V211H90ZM93 210V211H92ZM30 211V210H29ZM113 212H115V211H117V210H112ZM92 214H91V213ZM45 213H49V211H46ZM88 214V215H87ZM94 214H95V218H94ZM232 214H234V212L232 213ZM232 214H228L227 216H230V215H232ZM92 215V216H91ZM98 215L100 216V218L98 217ZM110 215V216H109ZM223 215H225V214H223ZM90 216V217H89ZM104 216V217H103ZM93 219H92V218ZM103 217V218H102ZM30 219V218H29ZM96 220V221H95ZM99 222H98V221ZM89 222V223H88ZM96 222V223H95ZM243 223L245 222V221H242ZM240 220H238L237 221V223H239V224H241L242 223ZM87 224H89V225H87ZM98 224V225H97ZM232 226V223H226V225L227 226ZM65 225V226H64ZM225 225V223L222 225V226H224ZM225 225V226H226ZM78 226V228H76V227ZM84 226V228H82ZM92 226V227H91ZM111 226V225H110ZM69 228V229H68ZM71 228V229H70ZM133 228L135 229V230H133ZM139 228V229H138ZM215 227H213L212 229H211V231L214 229ZM76 229H78L77 230V232H76ZM99 229V230H98ZM65 230V231H64ZM85 230H87V232H85ZM108 230V231H107ZM123 230V231H122ZM128 230V231H127ZM64 231V232H63ZM79 231V232H78ZM80 231L81 232H83L84 231V233L82 234L81 233V237H79L80 236ZM101 232V234H100V232ZM104 231V232H103ZM211 231H209V232H211ZM66 232H68L67 234H66ZM121 232V233H120ZM128 234H127V233ZM131 232V233H130ZM65 233V234H64ZM78 233H79V235H78ZM105 233V234H104ZM73 234L75 235V236H73ZM89 234H90V236H89ZM93 234H94V232H93ZM108 234V236H106ZM113 234V235H112ZM208 234V233H207ZM210 234V233H209ZM68 235V236H67ZM86 235V236H85ZM99 235V236H98ZM102 235V236H101ZM64 236L67 238H65V239H63L64 238ZM72 236V237H71ZM84 236V237H83ZM119 236V237H118ZM35 236H33L31 239H33ZM75 237V238H74ZM78 237H79V240H78ZM89 237V238H88ZM96 239H95V238ZM110 237V238H109ZM113 237V238H112ZM55 238H57V239H59V240H56ZM74 238V239H73ZM81 238V239H80ZM86 238H88V239H86ZM171 239L170 240H174V239H176L177 241L179 240V238H181L180 240H184L185 241V239L186 240H188V239H192V238H195V237H189V236H185V237H181L180 235H177V236H174V235H172L171 237H170ZM173 238V239H172ZM62 239V240H61ZM77 239V240H76ZM64 240V241H63ZM46 241V240H45ZM112 241V242H113ZM56 242V243H55ZM59 242V243H58ZM77 242H75V243H77ZM140 242V243H141ZM55 243V244H54ZM22 244H24V243H22ZM22 244H17V245H15L14 247H13V249L14 250H16V248H17V250H18V252H21V251H23V250H21V249H19L18 248V246L19 245H22ZM88 244H92V243H88ZM26 245H31V241L29 240L27 243H26ZM93 245V244H92ZM87 248L86 247H83V251H85ZM89 249V248H88ZM20 250V251H19ZM29 251V250H28ZM83 251H80L79 253H81V252H83ZM58 253V252H57ZM263 252H261V253H259L258 255H261ZM232 254V253H231ZM18 255H20L19 253H18ZM89 255V254H88ZM88 255L86 256L89 260H91V261H93L94 259H92V258H95V256H90V257H88ZM257 255V256H258ZM21 256V255H20ZM255 256V254L253 255V257ZM54 257V256H53ZM63 257V256H62ZM66 257H68V256H66ZM87 258H85V259H87ZM91 258V259H90ZM178 262V261H177ZM177 264V263H176ZM236 264H239L238 262L236 263ZM241 264H244L243 262H241Z\"/></svg>",
  "mask_w": 264,
  "mask_h": 264
}]
</instances>
